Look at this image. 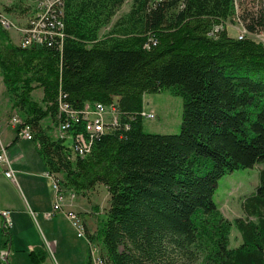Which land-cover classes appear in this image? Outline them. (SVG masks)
<instances>
[{"label": "trees", "instance_id": "16d2710c", "mask_svg": "<svg viewBox=\"0 0 264 264\" xmlns=\"http://www.w3.org/2000/svg\"><path fill=\"white\" fill-rule=\"evenodd\" d=\"M235 7L247 31L264 30V0H64L50 34L27 46L13 43L0 19V76L47 172L64 191L108 193L89 237L105 264H264V48L230 34ZM20 8L18 0L4 18L26 28L39 7ZM18 9L27 15L15 24ZM163 90L181 98L179 132L144 133V96ZM93 103H114L117 122L84 156L72 155L64 141L81 118L66 114ZM58 117L68 128L55 137ZM255 165L258 186L239 198L242 216L228 220L214 188Z\"/></svg>", "mask_w": 264, "mask_h": 264}, {"label": "crops", "instance_id": "0c3cea01", "mask_svg": "<svg viewBox=\"0 0 264 264\" xmlns=\"http://www.w3.org/2000/svg\"><path fill=\"white\" fill-rule=\"evenodd\" d=\"M12 33L18 41L19 31ZM13 115L16 114L11 109L0 76V143L14 175L12 181L0 174V212L9 211L10 219V227L4 235L0 215V245H4L6 263L89 264L87 238H93L98 231L108 206V193L98 185L85 193L74 192V198H71V191L65 190L61 210L45 218L44 214L52 210L54 202L47 170L34 140L18 137L15 128L9 124ZM45 122L43 124L47 125ZM68 212L79 215L86 237L76 235L66 216ZM38 249L44 252L42 261L32 254Z\"/></svg>", "mask_w": 264, "mask_h": 264}, {"label": "rangeland", "instance_id": "374dc122", "mask_svg": "<svg viewBox=\"0 0 264 264\" xmlns=\"http://www.w3.org/2000/svg\"><path fill=\"white\" fill-rule=\"evenodd\" d=\"M18 0H0V19H4V15H6V8L12 7V5L16 4ZM42 0H34L37 7H39V4ZM55 2L54 9L55 11L52 13V16L54 18L55 12L62 16V8L61 5L64 0H52ZM19 3L21 5L20 9L30 8L32 5L31 0H19ZM250 4V1H249ZM20 9H18V13H14L16 17L11 18V20H14L13 22L15 24H19L20 22L24 21V17H26L27 14H20ZM126 9V5H124L119 13L123 12ZM42 11L39 7L38 13ZM45 12H43L44 14ZM228 27L230 29V34L235 38H252L254 41L261 44V46L264 48V30H258L251 34V31H247L244 27V21L243 18L239 16L238 9L235 7V13L232 17L231 22L228 21ZM14 29V30H13ZM108 29V28H107ZM107 29H103L101 33H104L107 31ZM19 31V28L17 27H10V31H8V35L10 36L13 43L16 42V38L11 36L13 34V31ZM20 33L22 30L19 31ZM238 32H242V35L238 36ZM215 37L214 39H216ZM239 39V40H242ZM44 40V39H43ZM43 40L38 41V44H41ZM37 91L38 92L37 94ZM35 100H41L42 97V90H35L32 94ZM103 108L104 112L102 115H100V118H102L105 121L106 126H109V119L112 116L116 117V122L118 119V112L116 111V105L114 103L110 105H104L101 103H93L91 105L85 104L83 106V109H90L86 110L85 112L83 109H80L78 111H75V115L72 113L66 114L69 115L71 118V121L73 123L77 124V116H80L81 114L88 115L91 119H95L98 115V112L101 110V107ZM58 112H63V110L60 109V105H58ZM98 109V112L92 111L95 109ZM140 111H145L146 114L150 113L154 116L153 119L148 118H142L141 124L142 129L144 133H151V134H160V135H176L179 132L180 125H181V115H182V101L181 98L172 94L169 90H163L160 93L157 94H146L144 96V102L143 107ZM74 112V111H73ZM59 122L57 124V129L55 131V137L58 136H64V134H60L58 131H60L61 126L63 124L61 118H59ZM45 123L49 126V120H47ZM79 125H81V130L78 132L80 136H82L84 139L93 138L95 135H91L89 131L86 129V122L82 119H79ZM110 129V128H109ZM108 129V130H109ZM65 145L70 147V152L72 155H78V156H84L88 151L80 152L78 149L76 143L72 141V138H66L64 141ZM258 172L259 169L257 165L253 166L252 168L247 169H238L234 170L232 172L227 173L222 178H220L214 188L213 192V200L215 203L219 205V208L224 215L225 218L228 220H232L234 217L242 216L240 206H239V198L246 196L253 192L255 188L258 186L259 178H258ZM54 176H58L57 173H54ZM49 179V178H48ZM60 176H58V183L60 186L61 193H65L63 190L61 183H60ZM50 188H51V182H50ZM52 190V189H51ZM74 196V192H70ZM70 195V194H69ZM74 198V197H73ZM104 200V199H102ZM105 201V200H104ZM106 202V201H105ZM3 229L7 231L9 226H3ZM231 244L237 245L238 243V236L235 230L233 229L231 231L230 235ZM100 244V243H99ZM0 255L3 257V259H6V253L5 249L2 248L0 250ZM6 261V260H5ZM7 264V263H6Z\"/></svg>", "mask_w": 264, "mask_h": 264}, {"label": "built area", "instance_id": "2783aa9c", "mask_svg": "<svg viewBox=\"0 0 264 264\" xmlns=\"http://www.w3.org/2000/svg\"><path fill=\"white\" fill-rule=\"evenodd\" d=\"M33 3L34 0H32ZM55 2L52 0H42L39 4V7L42 11H40L37 15V18L35 20H31L30 24L26 28H19V31L22 30L20 33V39H24L23 45L27 46L30 44H38V41H41L45 39L47 35L50 34V31L48 30V26H51V22L54 20L52 13L55 11L54 9ZM43 12H45L43 14ZM2 24L6 28L15 27L12 25L8 20L5 18L2 19ZM218 30H221L220 27L215 28L214 32H217ZM26 35V36H25ZM242 35V32L239 33V36ZM243 38V37H242ZM238 38V39H242ZM101 107V106H100ZM60 109L64 112H67L66 106L60 105ZM68 109V108H67ZM86 110L90 109H83L85 112ZM95 112H98V109L92 110ZM104 112L103 108L101 107V110L98 112L97 117L93 120L88 115L81 114L80 118L86 122V129L90 132L91 135L95 134H101L104 131L108 130L109 128L113 127L116 124V117L112 116L110 117L108 123L109 126H106L105 121L100 118V115H102ZM139 117L142 118H148L153 119L154 116L150 113L146 114L145 111L139 112ZM9 124L15 128L17 131L18 137H21L26 140H32V137H26V128L24 123L20 122L19 117L16 115H13L9 119ZM67 125L65 123L62 124L60 132H63L67 129ZM92 138L84 139L82 136H80L79 133H77L74 137L73 142L76 143L78 149L80 152L88 151L90 149ZM0 174L3 175L5 178L14 181V175L13 171L10 168L8 158L5 153V149L0 143ZM47 178H49L51 182V189L54 193V202L52 206V210L48 213L44 214L45 218H49L53 213L56 211L61 210V203L63 202V194L60 191V186L58 183V176H54V174H50L46 172ZM71 198H73V195H69ZM0 215L2 216L3 220V226H9L10 225V219H9V211L4 210L0 212ZM66 215L69 217L70 224L76 231V235L78 237H86L85 233V226L83 222L78 221L74 215L73 212H68ZM88 243V261L89 264H105V259L102 256V250L101 245L95 241L87 238Z\"/></svg>", "mask_w": 264, "mask_h": 264}, {"label": "bare ground", "instance_id": "6f19581e", "mask_svg": "<svg viewBox=\"0 0 264 264\" xmlns=\"http://www.w3.org/2000/svg\"><path fill=\"white\" fill-rule=\"evenodd\" d=\"M239 33L240 32H238V36H239ZM21 122V121H20ZM25 128H26V137H31V134H30V130H29V128L27 127V126H25ZM74 213V215H75V217H76V219L78 220V221H81V219H80V217H79V215L77 214V213H75V212H73ZM67 216V215H66ZM67 218L69 219V217L67 216ZM70 220V219H69ZM82 222V221H81Z\"/></svg>", "mask_w": 264, "mask_h": 264}, {"label": "clouds", "instance_id": "9594fccd", "mask_svg": "<svg viewBox=\"0 0 264 264\" xmlns=\"http://www.w3.org/2000/svg\"><path fill=\"white\" fill-rule=\"evenodd\" d=\"M32 1V0H31ZM18 117V116H17ZM32 140H33V138H32ZM31 141V140H30Z\"/></svg>", "mask_w": 264, "mask_h": 264}]
</instances>
